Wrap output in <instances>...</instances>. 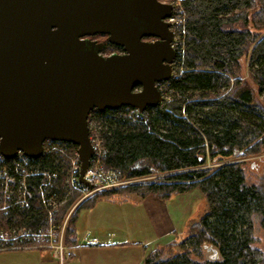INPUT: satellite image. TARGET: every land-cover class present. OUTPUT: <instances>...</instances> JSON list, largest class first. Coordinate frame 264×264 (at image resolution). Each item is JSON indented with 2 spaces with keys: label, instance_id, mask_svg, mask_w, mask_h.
<instances>
[{
  "label": "trees",
  "instance_id": "trees-1",
  "mask_svg": "<svg viewBox=\"0 0 264 264\" xmlns=\"http://www.w3.org/2000/svg\"><path fill=\"white\" fill-rule=\"evenodd\" d=\"M182 6L184 49L177 76L165 85L169 98L147 107L141 118L133 117L130 106L89 114L100 122L105 169L127 179L154 178L85 198L69 218L66 243L75 241L79 208L100 198L151 194L166 201L197 188L207 204L204 213L182 239L148 252L142 264H264V250L254 246V221L264 228V172L257 183H249L243 165V158L264 154V0H183ZM108 47L122 50L106 42ZM54 144L23 166H16L15 157L0 162V201L9 174L26 187L19 203H10L0 216V225L35 229L45 224L50 208L45 204L51 196L61 198L63 185L70 194L60 199L55 218H63L81 194L65 185L69 165L61 162L78 147ZM208 160L217 165H206ZM207 249L216 253L210 260L202 259Z\"/></svg>",
  "mask_w": 264,
  "mask_h": 264
},
{
  "label": "water",
  "instance_id": "water-1",
  "mask_svg": "<svg viewBox=\"0 0 264 264\" xmlns=\"http://www.w3.org/2000/svg\"><path fill=\"white\" fill-rule=\"evenodd\" d=\"M171 10L158 0H0V155L37 158L46 139L71 142L88 184L92 109L142 112L162 100ZM97 34L122 52L102 54Z\"/></svg>",
  "mask_w": 264,
  "mask_h": 264
},
{
  "label": "rangeland",
  "instance_id": "rangeland-1",
  "mask_svg": "<svg viewBox=\"0 0 264 264\" xmlns=\"http://www.w3.org/2000/svg\"><path fill=\"white\" fill-rule=\"evenodd\" d=\"M97 38L98 42H107L106 36L103 34L97 35ZM101 53L104 55H108L112 53V50L109 47L103 48ZM242 77H248V70L247 66L245 65L242 71ZM260 96L262 99H264V94H261ZM202 106L207 107L209 106V104L207 102H204ZM197 111L198 109L195 111V113L197 115H201L200 111L198 113ZM89 118H91L90 122H92V129L95 131L96 134L100 135L99 119L93 113L90 117H88V119ZM73 151L74 149L71 148L70 157L73 156ZM243 159V165L245 168L244 170L246 173L247 181L249 183H257V181L264 174H262V172H264V154L255 155L254 157H245ZM61 162L63 164L65 163L66 166H70L72 160H70L69 158V160H62ZM206 165L215 166L217 164H214L208 160ZM67 173H65V185H67L69 178V173L68 175ZM153 178L154 176L151 175L138 181L153 180ZM62 188L64 189V191L61 193V198L63 201L68 198L70 192L68 191V189L64 188V185L62 186ZM93 194L89 196H92ZM80 196L81 195L76 196L75 201L80 198ZM152 197L156 198L153 195ZM143 199L139 198L136 195L114 194L108 198H100L96 200L95 204L92 207H80V210H78L75 218V220L77 219V234L79 236L78 242L87 243L85 242V238L93 237L92 231L93 233L100 232L101 234L97 233V236H99L101 240H106V236L110 237L112 235L111 232H113L115 234H113L112 236L115 238L118 236L127 235L128 238H133L132 240L138 239L142 247L147 251L151 249L154 250L156 248H160V246L167 244L168 242H172V240L178 241L182 239L187 233L188 227L194 222H196L199 216L204 213L207 208L205 199L202 193L199 192L197 188L191 189L180 194H174L169 200L163 202H165L166 206L165 213L172 221L174 230H176V232L166 233L168 232L171 226L163 224L161 229H158L156 227V221L152 217L153 215L151 213V207L147 203L148 199L146 201H143ZM160 218H162V216H160ZM69 226H72V223L71 225L69 224ZM85 226L88 227V229L92 230L90 231L91 236L89 232H86L84 235L85 228L83 227ZM254 235L258 239L257 242L254 243V246L260 248L261 250H264V228L261 227L257 221H254ZM15 251L16 250L13 249L8 251L0 250V264H17L20 262H24L21 260V258H23L24 255H26L27 253L23 256L17 255V257L19 256L17 258L14 257ZM202 254V259L210 260L212 250H203ZM20 256L22 257L20 258ZM69 257L70 256L66 258Z\"/></svg>",
  "mask_w": 264,
  "mask_h": 264
},
{
  "label": "built area",
  "instance_id": "built-area-1",
  "mask_svg": "<svg viewBox=\"0 0 264 264\" xmlns=\"http://www.w3.org/2000/svg\"><path fill=\"white\" fill-rule=\"evenodd\" d=\"M183 0H171L170 5L172 7L171 15L165 20L170 23V30L173 32V37L171 40V46L174 51V59L171 64L172 72L170 77L165 81L156 82L157 89L160 94H162V100H166L169 98V95L166 93L165 85L166 82L177 76V63L180 55L183 52L184 44L183 37L184 31L181 28V25L184 23V10L182 6ZM161 100V101H162ZM131 112L133 113L134 118H141L142 112H140L137 108L131 107ZM91 118L87 120L88 122V135L90 140V145L92 147V155L89 158V164L87 169L84 171V180L91 184L90 187L88 184L81 183L79 181L80 176V166L81 162L78 159L77 149L74 150L73 156L70 157L72 160L69 166V178L67 185L69 187H73L78 189L81 192L80 198H78L68 209L69 211L65 214L63 218L57 219L54 217V211L59 206L61 202V198L58 200L54 197L49 198L50 205H46L50 207L47 209V217L45 220V224L39 225L35 227V229H31L30 227L24 224L10 225V226H2L0 225V250H11V249H24V248H46L49 249L52 257L58 260L61 264L64 262V259L68 256L72 255V250L67 246L66 243V233L69 225V218L75 211L77 204L82 202L85 198H87L91 194H95L97 191L101 189H107L119 187L120 185L132 183V181H138L143 178H132L127 179L122 177L117 171L112 168L105 169L102 164V158L105 155V148L102 146L100 135L96 134L92 129ZM57 141V140H56ZM53 140L46 139L42 146V154L56 147ZM61 142V141H57ZM41 154V155H42ZM29 157L23 154L21 150H19L18 154L15 156L14 161L16 162V166L20 167L28 163ZM4 157L0 155V162L2 163ZM25 174V173H24ZM22 188L17 184L15 177L12 174L6 177V184L3 189V199L0 201V216L4 213H7L6 210L9 207L10 203L20 201L19 196L22 194L25 195L26 187L24 184ZM24 199V198H22ZM96 239L94 238H85V242L93 243Z\"/></svg>",
  "mask_w": 264,
  "mask_h": 264
},
{
  "label": "crops",
  "instance_id": "crops-1",
  "mask_svg": "<svg viewBox=\"0 0 264 264\" xmlns=\"http://www.w3.org/2000/svg\"><path fill=\"white\" fill-rule=\"evenodd\" d=\"M146 200L148 205L151 207V213L153 215L152 217L156 221V227L161 229L162 225L166 224L167 226H171L166 233L176 232V230H174L172 221L165 213V202L152 197V195L146 196V198L143 199V201ZM160 216H162L163 219L160 218ZM76 220H74L76 234L75 241L72 244H67V246L72 250V255L69 258H66L61 264H142L148 252L152 251V249L147 251L142 247L138 239L132 240L133 238H128L127 235H122L115 238L112 236L115 233L111 232L112 235L110 237L106 236V240H101L99 236H97V233L101 234L100 232L93 233V231L88 229L86 226L83 227L85 228L84 235L86 232H89L91 236L90 231H92L93 237L91 238L96 239V241L93 243H79ZM13 250H16L14 252V257H17V255L23 256L27 253L23 258L20 256L21 260L24 262L17 264H60L58 260L52 257L49 249L47 250L43 247Z\"/></svg>",
  "mask_w": 264,
  "mask_h": 264
},
{
  "label": "flooded vegetation",
  "instance_id": "flooded-vegetation-1",
  "mask_svg": "<svg viewBox=\"0 0 264 264\" xmlns=\"http://www.w3.org/2000/svg\"><path fill=\"white\" fill-rule=\"evenodd\" d=\"M159 2H167V3H169L171 0H158ZM97 35H99V34H97ZM97 35H94V36H90V38L91 39H94V40H96V41H98V38H97ZM106 37H107V35H105ZM157 38L155 37V36H144L143 37V40H145V41H149V42H151V40H156ZM105 43V42H104ZM106 44V43H105ZM105 44H104V46H105ZM116 52H122V50L121 51H116ZM113 53V52H112Z\"/></svg>",
  "mask_w": 264,
  "mask_h": 264
}]
</instances>
